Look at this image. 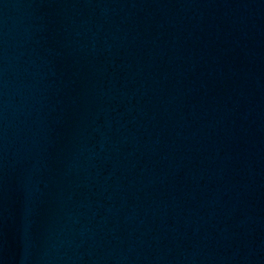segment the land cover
Returning a JSON list of instances; mask_svg holds the SVG:
<instances>
[{"label": "water", "instance_id": "95a60500", "mask_svg": "<svg viewBox=\"0 0 264 264\" xmlns=\"http://www.w3.org/2000/svg\"><path fill=\"white\" fill-rule=\"evenodd\" d=\"M0 264H264V0H0Z\"/></svg>", "mask_w": 264, "mask_h": 264}]
</instances>
